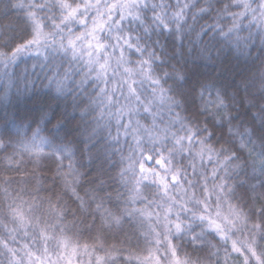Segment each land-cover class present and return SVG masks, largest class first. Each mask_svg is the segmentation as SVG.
I'll use <instances>...</instances> for the list:
<instances>
[{"label": "clouds", "instance_id": "9594fccd", "mask_svg": "<svg viewBox=\"0 0 264 264\" xmlns=\"http://www.w3.org/2000/svg\"><path fill=\"white\" fill-rule=\"evenodd\" d=\"M0 264H264V0H0Z\"/></svg>", "mask_w": 264, "mask_h": 264}]
</instances>
